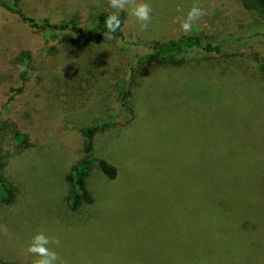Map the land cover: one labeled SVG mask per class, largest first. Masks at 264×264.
I'll list each match as a JSON object with an SVG mask.
<instances>
[{"label":"rangeland","instance_id":"obj_1","mask_svg":"<svg viewBox=\"0 0 264 264\" xmlns=\"http://www.w3.org/2000/svg\"><path fill=\"white\" fill-rule=\"evenodd\" d=\"M18 1L37 20L75 19L82 33L99 12L115 11L108 0ZM144 2L153 9L147 30L125 11L121 36L75 44L79 32L53 36L7 10L13 0H0L8 64L0 78L8 91L26 88L3 111L20 107L34 120L29 146L3 171L15 198L0 201V248L9 249L0 264H32L26 249L41 230L60 239L66 264H264V87L220 74L221 63L210 67L214 56L200 49L183 52L181 67L147 57L169 39L205 35L237 70L258 74L264 14L241 0ZM197 2L208 14L184 32ZM109 120L93 151L118 174L94 169L93 203L73 210L65 175L82 157L80 130Z\"/></svg>","mask_w":264,"mask_h":264},{"label":"trees","instance_id":"obj_2","mask_svg":"<svg viewBox=\"0 0 264 264\" xmlns=\"http://www.w3.org/2000/svg\"><path fill=\"white\" fill-rule=\"evenodd\" d=\"M241 2L246 9L259 11L264 14V0H241ZM5 8L7 10H11L16 14H19L23 17V19L30 21L32 26L40 28L46 32H51L53 36L58 35L59 32H64L66 30L79 32V35L70 39V41L75 44H79L81 41L88 42L94 39L105 40L109 37V35L113 37H118L122 35L121 29L117 30L115 33L112 34L108 33L105 25V20L108 14L104 11L99 12L97 14L96 23L85 33H82L81 28L77 25V21L75 19H70L66 21L62 20L57 22L52 21L48 17H44L37 20L31 16L26 15L18 0H13L12 6L5 5ZM120 18L122 20L123 26L125 20L124 12L120 13ZM1 46L3 45H1L0 43V72H4L6 71V67L8 64L6 63V57H3L5 47ZM193 49H200L213 55V64L210 65V67L214 68L221 63L222 70L219 71L220 74L222 71H224V74H231L236 78L237 76L239 77L242 74L243 76H246L249 81L257 83L264 87V60L261 61L259 64L258 74L253 73L252 75L250 71H246L244 69L239 71L237 70L238 67H236L225 55H223L221 43L217 42L215 39L209 36L187 35L169 39L168 41L159 44L158 47L155 48L154 53L148 54L147 57L152 58L153 56H158L159 66H161L162 68L181 67L184 66L187 62L184 61V59H182L180 56L183 52ZM130 69L131 71H133L134 67L131 66ZM138 75H140L141 77L142 73L138 72ZM22 76L23 78L25 77L24 73H22ZM3 81L4 78L1 77L0 201L5 204H9L15 198V190L13 189L10 181L4 177L3 171L9 165L11 157L24 151L29 146L30 141L25 130L28 129V125L31 126L34 120L32 122L33 117L31 113L23 112L20 107L14 109L12 114H7L3 111L5 105L10 102V97H19L22 94L21 91L26 90L24 86L20 89L12 88L8 91ZM244 83L247 82L245 81ZM122 89V95L124 98L129 93V86L127 85V82L123 84ZM50 92H52V90H50ZM123 104L124 102L122 103V105ZM111 125L112 120L103 122L98 121L84 128H81L80 130L83 139L81 147L82 157L76 165H73L71 167L69 173L65 175V180L70 184L68 200L70 208L73 210H76L81 203H93V197L91 196L87 188V183L94 169H98L109 179H115L118 174V168L113 163L107 161L106 159L95 156V153L93 151L94 138L97 133L107 129L108 127H111ZM6 250H9L8 245L6 244L3 245L2 248H0V251L2 253L6 252Z\"/></svg>","mask_w":264,"mask_h":264},{"label":"clouds","instance_id":"obj_3","mask_svg":"<svg viewBox=\"0 0 264 264\" xmlns=\"http://www.w3.org/2000/svg\"><path fill=\"white\" fill-rule=\"evenodd\" d=\"M110 8L115 11L111 12L106 20L105 25L109 34L115 33L121 29L122 20L120 18L121 12H128L140 22V30L148 29L152 21V6L144 2V0H108ZM178 12L183 13L184 9L177 6ZM208 14L207 10L198 2L194 3L183 16L181 28L184 32H190L193 26L202 17ZM111 39V35H109ZM19 71H28L26 65H17ZM29 75L34 80L39 73L30 72ZM61 245L60 239L55 235H49L46 231L41 230L35 233L26 251L31 254L34 259L32 264H66V261L56 251Z\"/></svg>","mask_w":264,"mask_h":264}]
</instances>
